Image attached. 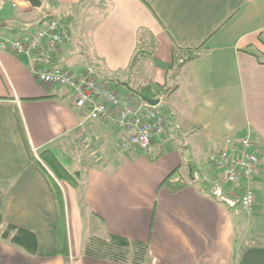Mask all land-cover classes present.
I'll use <instances>...</instances> for the list:
<instances>
[{"label":"crops","instance_id":"obj_1","mask_svg":"<svg viewBox=\"0 0 264 264\" xmlns=\"http://www.w3.org/2000/svg\"><path fill=\"white\" fill-rule=\"evenodd\" d=\"M2 1L0 38L5 40L34 32L48 12L71 16L75 24L86 7H94L87 10L95 16L87 47L80 52L78 44L64 41L56 65L74 75L93 66L106 82L119 80L134 89L150 84L154 94L169 90L163 101L167 123L187 146L166 153L175 139L167 131L165 145L162 136L146 151L120 153L128 132L88 120L68 91L42 84L36 77L42 67L34 58L0 52V235L10 224L37 240L31 255L0 237V264H133L84 254L91 237L111 234L147 243L145 264H264V0H98L91 6L89 0L41 2L49 9L26 0ZM146 31L159 45L141 62L153 69L140 83L139 70L130 75L128 68ZM200 46L199 57L185 62V51ZM177 93L181 98L172 99ZM181 118L188 126L183 130ZM243 135H249L260 159L251 216L239 210L231 186L219 183L221 197L216 196V182L204 176L212 170L192 157L193 151L201 156L227 138ZM46 150L68 171L79 173L78 187L54 178L39 157ZM62 156L73 167L68 169ZM182 167L193 169V179L180 175L175 181H185L187 187L170 193L161 183L167 177L173 181ZM203 180L208 185L202 188ZM55 184L63 198L66 256L58 253L62 212Z\"/></svg>","mask_w":264,"mask_h":264},{"label":"built area","instance_id":"obj_2","mask_svg":"<svg viewBox=\"0 0 264 264\" xmlns=\"http://www.w3.org/2000/svg\"><path fill=\"white\" fill-rule=\"evenodd\" d=\"M2 6L3 2L0 9ZM63 43L61 25L56 19H50L32 33L11 40L0 38V52L34 58L42 67L36 71V77L42 84L57 92L68 91L75 108L81 110L88 120L101 121L128 132L118 147L120 153L131 154L137 149L146 151L155 138L167 133V114L161 96L157 97L158 105L150 106L113 91L93 66H87L78 75L58 67L56 55ZM207 165L215 175L213 181L237 191L239 210L247 216L253 215L260 159L249 135L227 138L220 148L208 154ZM216 183L214 194L221 197V187ZM229 204L234 205L232 202Z\"/></svg>","mask_w":264,"mask_h":264},{"label":"trees","instance_id":"obj_3","mask_svg":"<svg viewBox=\"0 0 264 264\" xmlns=\"http://www.w3.org/2000/svg\"><path fill=\"white\" fill-rule=\"evenodd\" d=\"M58 17L51 15L49 12L46 13L44 21L55 19ZM72 17H63L60 23H64L65 30L69 28ZM157 38L149 31L144 32V34L138 39L136 50L131 57L129 64V74L134 75L138 69L141 62L145 59L151 58L156 49L158 48ZM203 46L195 48L194 50H186V60L185 62L191 61L199 57L203 50ZM135 90L149 98H157L163 94L168 93L169 90H158L157 93L151 92V85H140L135 88ZM130 93V92H129ZM132 97L140 101L138 96L130 93ZM166 112V111H165ZM40 159L52 173L57 181L66 182L71 187L79 186V173H71L68 171L59 160L51 153L49 150L43 151L39 155ZM191 174L193 175V169L191 168ZM201 187L208 185L206 181H201ZM161 186L165 187L170 193H177L187 187V183L182 180L172 181L170 177H167L161 183ZM55 191L58 203L60 204L61 210V221L57 229V242H58V253L62 256L68 255V242L65 233V227L63 223V198L59 187L55 184ZM4 203V197L0 193V224H3L2 207ZM1 239L8 240L11 244L22 248L28 254H35L37 248V240L34 234L24 230L22 228L16 227L14 225L7 224L0 235ZM148 252V244L139 241H130L129 239L111 234L107 239H100L96 237H91L84 246V254L88 257L95 259L111 261L115 263H133V264H145Z\"/></svg>","mask_w":264,"mask_h":264},{"label":"rangeland","instance_id":"obj_4","mask_svg":"<svg viewBox=\"0 0 264 264\" xmlns=\"http://www.w3.org/2000/svg\"><path fill=\"white\" fill-rule=\"evenodd\" d=\"M44 0H40V2H43ZM2 0H0V5L2 4ZM91 2H93V4L95 5H99V1L98 0H89V5L91 6ZM5 5V3L3 2V6ZM3 6L1 7V9H0V11L2 10V8H3ZM41 6L42 7H45V8H50V6H48V4H41ZM47 6V7H46ZM88 8H89V10H91V8H94V7H86L85 9H84V11H83V14L80 16V18H79V20H78V22H76L75 24L73 23L72 24V20H71V23L69 24V29L71 28L70 27V25L72 24V31H73V33L72 34H70L69 36H67V32H66V30H65V25H64V23L63 24H61L60 23V20L62 19L61 17H58L57 18V21L59 22V24L61 25V27H62V29H63V34H64V41H66L67 40V42L68 43H70V44H73V45H76V44H78L79 46H78V51H80L81 52V47H83L84 46V48L85 47H87V41H88V33H89V30H90V27H91V24H93L94 22H95V16H90V15H88L90 12L89 11H87L88 10ZM95 9V8H94ZM87 11V12H86ZM93 19H94V21H93ZM74 27H76V29H78L79 31H78V33L76 34L75 33V29H73ZM78 56H80L79 54H78ZM75 59H76V57H75ZM145 65V66H144ZM150 65V64H149ZM153 68H149L148 66H147V63L146 62H144V64H140V66L138 67V76H139V82L140 83H144L146 80H145V77H147V78H150L149 76H150V73H148V71L149 70H152ZM137 71V70H136ZM153 72V71H152ZM152 74V73H151ZM169 83H173L172 82V79H169ZM106 85L109 87V88H111V89H113V91H115L116 93H118L119 95H121V96H124V97H128V96H131V94L129 93V91L126 89V88H124V87H122V86H120V85H118V84H116L115 82H113V81H111V82H109V81H107L106 82ZM146 85V84H145ZM140 86V85H139ZM152 87V86H151ZM159 88L157 87V86H155V85H153V90H158ZM160 90V89H159ZM168 95H171V93L170 94H168ZM167 95V93L166 94H163L161 97H162V104H163V101L165 100V98H167V97H169ZM172 99H176V98H181V94L180 93H177V94H174V95H172V97H171ZM167 121H170L169 120V117H167ZM178 122L180 123V122H183L182 124H183V128H182V130L183 129H186L188 126H187V123H184V122H186L185 120H183L182 118L180 119V120H178ZM171 123V122H170ZM166 129H167V131L169 132L168 133V135H169V138H175V139H173L174 141H169V143L167 144V146H166V153H168V154H170L171 153V148L170 147H173L172 149H177L178 148V153H180V148H182V147H184V149L186 148V146H187V143L185 142L184 143V141H183V138H181V137H178L177 135H175V134H173V132L175 131V128L173 127V126H171V124H169V123H167L166 122ZM195 134H196V132H195ZM166 135V134H165ZM164 135V136H165ZM197 135V134H196ZM163 136V138H164V140H165V138L167 139V141H168V138L167 137H164ZM165 143H166V140L164 141V144L163 145H165ZM192 146V145H191ZM183 149V150H184ZM209 152H210V150L208 151L207 150V152H203V153H201V156L198 154V156H197V152L196 151H193L192 153V157H193V160H194V162L196 163V164H199V166H205V167H208V169H210L209 168V165H207V157H208V154H209ZM200 153V152H199ZM184 154V160H185V162H187V161H190V160H188L187 159V154L186 153H183ZM170 158V156L169 157H167L166 159H169ZM61 159V161H62V163L69 169V168H71V167H73V161L72 160H69V158H67V157H61L60 158ZM182 176L185 180H190L191 179V177H190V175H189V171H187V168L186 167H182L181 168V171L179 172V174H174V176H173V181H175V180H177V179H179V176ZM204 176H206V177H211V178H214V176L215 175H212V174H208V171H205V173H204ZM218 183V182H217ZM217 185H219L220 187H221V184H217Z\"/></svg>","mask_w":264,"mask_h":264},{"label":"water","instance_id":"obj_5","mask_svg":"<svg viewBox=\"0 0 264 264\" xmlns=\"http://www.w3.org/2000/svg\"><path fill=\"white\" fill-rule=\"evenodd\" d=\"M26 1L28 3H30L35 8H40L41 7L40 0H26ZM115 83L120 85V86H122V87H124V88H126L130 93L138 96V98L142 102H144V103H146V104H148L150 106H156L159 103V99L158 98H149V97L137 92L134 88L130 87L128 83L120 82L119 80H115ZM189 175H190L191 179H193V176L191 174V169H189Z\"/></svg>","mask_w":264,"mask_h":264}]
</instances>
